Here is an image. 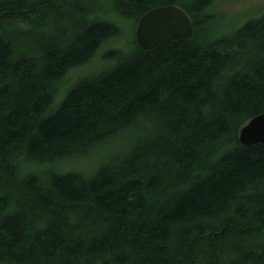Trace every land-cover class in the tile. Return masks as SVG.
I'll list each match as a JSON object with an SVG mask.
<instances>
[{
    "label": "trees",
    "instance_id": "1",
    "mask_svg": "<svg viewBox=\"0 0 264 264\" xmlns=\"http://www.w3.org/2000/svg\"><path fill=\"white\" fill-rule=\"evenodd\" d=\"M214 1L0 0V264H264V142L237 137L264 111V12L216 35ZM166 4L191 37L142 49ZM116 138L91 174L30 168Z\"/></svg>",
    "mask_w": 264,
    "mask_h": 264
},
{
    "label": "rangeland",
    "instance_id": "2",
    "mask_svg": "<svg viewBox=\"0 0 264 264\" xmlns=\"http://www.w3.org/2000/svg\"><path fill=\"white\" fill-rule=\"evenodd\" d=\"M209 11L213 14H218L217 21L213 22L214 33L216 35L229 33L244 21L254 18L264 12V0H215L210 6ZM221 14V16H219ZM118 25L122 29V38L114 42V46L124 44L132 37V20L119 19ZM108 48L107 44L101 45L93 55L92 59L80 66L74 67L67 71L61 83L59 90L55 95L51 109L57 105L62 98L65 91L78 79L86 77L97 71H102L112 64V60L105 65L100 55ZM125 142L118 138L112 139L108 142L95 145L91 150H87L79 156H72L66 160L52 162L51 164L30 165L33 170L53 169L57 172L79 171L86 175L91 174L95 168L103 161H105L112 153H120L124 151ZM123 147V148H122Z\"/></svg>",
    "mask_w": 264,
    "mask_h": 264
},
{
    "label": "water",
    "instance_id": "3",
    "mask_svg": "<svg viewBox=\"0 0 264 264\" xmlns=\"http://www.w3.org/2000/svg\"><path fill=\"white\" fill-rule=\"evenodd\" d=\"M193 32L188 14L175 4H166L146 10L134 27L133 35L142 49H150L157 43L174 38L188 39ZM242 144L264 142V111L250 117L238 130Z\"/></svg>",
    "mask_w": 264,
    "mask_h": 264
}]
</instances>
